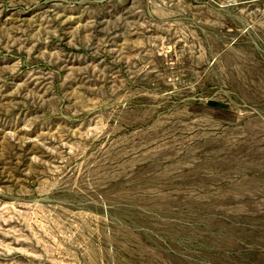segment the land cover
<instances>
[{
	"label": "rangeland",
	"instance_id": "obj_1",
	"mask_svg": "<svg viewBox=\"0 0 264 264\" xmlns=\"http://www.w3.org/2000/svg\"><path fill=\"white\" fill-rule=\"evenodd\" d=\"M0 264H264V0H0Z\"/></svg>",
	"mask_w": 264,
	"mask_h": 264
}]
</instances>
